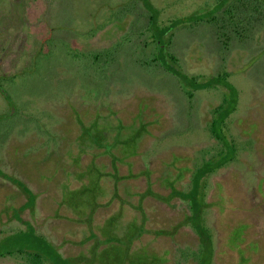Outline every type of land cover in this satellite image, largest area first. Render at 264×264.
<instances>
[{
  "label": "rangeland",
  "instance_id": "1",
  "mask_svg": "<svg viewBox=\"0 0 264 264\" xmlns=\"http://www.w3.org/2000/svg\"><path fill=\"white\" fill-rule=\"evenodd\" d=\"M152 2L162 8L163 18H169L205 10L215 0ZM146 23L141 0H0V82L17 109L0 120V167L36 193L34 207L19 210L33 231L12 213L24 202V194L0 176V251L26 246L42 250V236L62 255L85 254L92 239L80 241L90 234L76 217L92 214L103 188L96 170L88 175L89 168L96 169L89 163L80 184L60 183L71 169L63 161V151L77 135V118L86 121L106 113L127 126L146 123L139 140L127 144L132 149L129 159L118 163L135 190L147 186L148 173L152 188L166 193L158 174L173 154L199 160L213 149L206 125L225 88L198 89L188 99L175 75L162 65L143 64L153 57L154 47ZM215 32L209 22L181 27L170 46L187 73L225 69L240 91L230 125L243 148L209 178L208 199H216L217 181H223L230 199L225 210L211 205L205 211L215 237L212 262L264 264V28L258 23L250 37H233L227 45ZM9 107L0 92V113ZM93 151L98 160H109L102 151ZM91 155L85 153L81 159L85 162ZM99 199L94 221L106 220L117 204L116 198L105 202L103 194ZM144 206L149 227H169L187 211L176 196L164 201L149 195ZM109 221L103 223V232L111 239L95 251L88 248L82 264H145L143 258L158 254L144 256L135 245L116 241L130 238L137 223ZM117 224L128 227L126 234L112 230ZM241 227L243 239L238 247L232 246ZM158 240L157 247L169 251L171 264H197L192 255L199 239L192 227L178 224L172 235ZM240 253L246 256L243 263ZM26 255H0V264H29Z\"/></svg>",
  "mask_w": 264,
  "mask_h": 264
},
{
  "label": "trees",
  "instance_id": "2",
  "mask_svg": "<svg viewBox=\"0 0 264 264\" xmlns=\"http://www.w3.org/2000/svg\"><path fill=\"white\" fill-rule=\"evenodd\" d=\"M146 9L147 23L145 29L149 31L151 41L154 45L151 60H143V64L147 66L159 65L163 66L166 71L175 75L180 86L183 88L188 99L192 97L193 91L202 88H218L224 87L221 100L212 107L211 119L207 122L206 130L211 139H213V149L206 154H203L199 160H195L193 156L173 154L166 162L165 168L161 169L158 178L164 186L168 188L166 193L157 191L152 188L151 177L147 173V178H150L147 186L143 190H135L126 180L127 175L120 173L118 163H123L129 158L127 154L132 153V149H127V144L137 142L142 133L147 129L146 123L140 125H125L119 118L110 119V116L105 114H97L96 117L86 121L77 118L79 130L77 135L68 142L63 151V161L67 162L70 170L67 171L66 177L60 182H68L71 186L80 184L83 180V170L85 166L93 165L96 169L89 168L88 175L91 170L98 172V178L102 185V193L98 196L96 207L99 206L102 194L105 202L116 198V207L106 215V220L94 221L93 212L88 216L76 217L85 222L89 231V236L82 235L81 242L92 239L87 249L95 251L101 244L109 241L110 235H104L103 227L105 222L119 218V223L127 220L137 223V229L130 238L116 237L121 245L130 247L135 245L137 250H142L143 255L158 253L142 259V263L152 264H171L169 251L162 247L158 248V237L172 235L178 224L188 225L198 236L199 241L197 247L194 248L193 257L197 264H213L214 241L212 229L206 222L205 211L211 205H217L226 208L228 199L225 195L223 181L215 183V190L218 192L216 199H208L209 178L222 166L234 161L243 146L235 133L231 131V114L237 108L239 89L228 78L229 73L225 69L218 73L212 74H195L187 73L179 64V57L171 50V43L175 31L181 27H191L194 24L201 22H209L216 29V36L226 45L233 37L247 38L251 36L253 27L260 24L264 28V0H215L212 6L205 10H192L191 13L183 16H172L163 18L162 8L154 5L152 0H141ZM256 23V24H255ZM153 62V63H152ZM0 74V80L2 78ZM0 92L9 102L8 111L0 113V120L9 118L17 112L14 101L7 88L0 82ZM145 124V125H144ZM126 127H130L129 129ZM137 128L136 132H132L133 128ZM126 128V129H125ZM124 130V131H123ZM127 130V131H126ZM129 133L127 134V132ZM98 149L108 155L105 162L95 158V152ZM116 150V151H115ZM135 148L133 149V151ZM85 153H92L87 161L81 159ZM130 163V160H129ZM128 163V164H129ZM146 172V171H145ZM0 176L6 178L10 182L16 184L25 196L22 204L14 210L13 216L25 223V225L33 230L32 223L21 217L20 211L24 208H33L36 200V193L19 177L6 172L0 167ZM75 181L74 185L71 181ZM109 182V185L107 183ZM180 182L177 186L176 183ZM111 186V187H110ZM60 187V186H59ZM108 189V190H107ZM155 196L164 201H170L173 197L180 198L187 206V211L176 223L170 224L169 227H149V214L144 206V200L147 196ZM108 204V203H107ZM20 210V211H19ZM115 222V221H114ZM129 222V221H128ZM106 228V227H105ZM241 230L238 240L230 242L232 246L238 247L239 242L243 239ZM114 230L120 235L126 234L128 227L125 225H115ZM31 232V231H30ZM40 236V235H39ZM155 238V239H154ZM44 244L42 250L37 248L16 247L14 249L6 248L0 251V255H10L13 253H23L29 264H82V259L87 257L83 253L76 255H62L54 246L44 237L38 238ZM26 253V254H25ZM85 256V257H84ZM246 256L240 253V263L245 262ZM50 262V263H49ZM125 263V262H124Z\"/></svg>",
  "mask_w": 264,
  "mask_h": 264
}]
</instances>
